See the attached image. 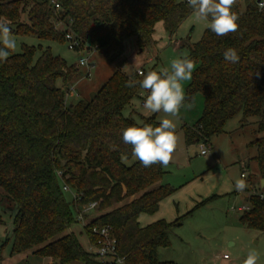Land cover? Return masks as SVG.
Here are the masks:
<instances>
[{"label":"trees","instance_id":"1","mask_svg":"<svg viewBox=\"0 0 264 264\" xmlns=\"http://www.w3.org/2000/svg\"><path fill=\"white\" fill-rule=\"evenodd\" d=\"M260 3L264 0H237L236 33L217 36L205 28L189 46L186 57L195 69L185 87L186 103L201 95L202 110L196 122L184 128L186 144L209 146L212 137L225 132L231 118L240 115L243 124L251 116L264 115ZM191 12L186 0H0V24L9 26L13 36L31 35L63 44L65 33L71 31L78 42L76 50L98 52L110 63L123 56L128 39L143 50L156 43L157 24L171 34ZM57 23L60 28L54 26ZM229 48L237 51V63L225 60ZM120 67L89 100L66 102L76 68L48 48L22 44L20 52L13 49L0 62V190L16 208L11 255L30 253L56 264H116L84 250L69 230L77 222L75 207L96 201L95 210L103 213L84 214L91 242L89 229L107 226L122 264H175L160 259L158 250L169 244V231L181 224L184 215L170 222L160 219L141 225L138 221L140 215L156 212L174 189L162 182L165 167L146 168L138 160L126 163L133 155L122 132L139 125L123 116L122 110L148 93L138 85L127 87L130 78L142 77L123 73ZM144 124L159 123L152 116ZM256 132L264 133V120L257 122ZM249 146L256 150L258 178L264 179V135ZM63 185L70 192L63 191ZM259 185L257 191L247 192V209L239 221L264 231V184Z\"/></svg>","mask_w":264,"mask_h":264},{"label":"rangeland","instance_id":"2","mask_svg":"<svg viewBox=\"0 0 264 264\" xmlns=\"http://www.w3.org/2000/svg\"><path fill=\"white\" fill-rule=\"evenodd\" d=\"M54 26L61 27L60 24ZM205 28L206 22L198 21L193 12L171 34L166 33L161 24H157L154 45L140 50L133 38H130L125 42L123 56L113 63L98 52L70 50L65 42L59 44L42 41L31 35L13 36L16 41L14 51L20 52L22 44L40 46L42 49L48 48L52 54L64 59L68 65L76 68V75L65 95L66 102L77 99L86 101L95 94L111 72L120 66V70L126 74L136 72L137 69L157 72L164 68L170 69L173 59L187 56L189 46L200 39ZM86 56L95 65L89 76L85 75V67L78 63L79 58ZM188 82H183L184 88ZM69 94L71 95L68 97ZM145 99L143 94L134 98L123 108V116L131 117L139 126L144 124L146 118L152 116L158 123L165 118L162 112L150 113L145 110L143 107ZM201 110L202 97L197 95L192 103H185L181 108L178 119L173 118L179 140L172 161L165 168L162 182L174 189L171 195L175 197L177 194L179 196L180 189L184 186L204 199L207 194L219 196L193 208L181 218V224L173 227L168 233L169 244L159 249V258L175 264H243L248 252L255 250L259 254L257 264H264V231L242 224L239 221L242 211L237 209L246 203L243 200L246 189L248 193L258 189L260 181L254 160L256 150L255 147L249 146V143L254 138L264 135L256 132L257 122L264 120V115L251 116L243 124L240 115L231 118L225 124V132L212 137L211 146L206 147L207 152L202 155L200 154L202 142L186 144L184 140V128L196 122ZM136 160L133 156L126 163L130 164ZM243 169L249 187L243 192H238L234 184L237 179L242 178L240 174ZM66 197L71 198V195L66 194ZM78 207L79 205L75 207L76 211ZM100 213L103 211L95 210L88 217L98 216ZM15 214V206L0 190V264H56L45 258L34 257L30 253L10 254ZM83 221L84 224L87 223L85 218ZM69 230L74 233L82 248L90 252L91 241L82 222L77 221Z\"/></svg>","mask_w":264,"mask_h":264},{"label":"clouds","instance_id":"3","mask_svg":"<svg viewBox=\"0 0 264 264\" xmlns=\"http://www.w3.org/2000/svg\"><path fill=\"white\" fill-rule=\"evenodd\" d=\"M198 21L206 22V27L217 36H228L239 29V15L233 11L237 0H186ZM259 8L264 10V4ZM16 46L11 28L0 24V62L6 61L10 51ZM225 60L237 63L240 59L237 51L229 48L224 53ZM80 63L87 67L86 60ZM195 69L194 62L188 57L176 58L171 61L170 69L161 71L141 72L142 79L130 78L126 86L135 88L137 85L148 94L143 107L150 113H164L158 126L143 124L131 125L122 132V140L131 145L132 155L143 167L159 164L168 167L177 148L179 137L176 134L175 119L179 118L180 110L188 101L183 82L192 79ZM259 77L260 73H255ZM171 117V118H169ZM175 118V119H173ZM235 190L243 192L248 184L245 178L235 181ZM259 254L250 250L243 264H257Z\"/></svg>","mask_w":264,"mask_h":264},{"label":"built area","instance_id":"4","mask_svg":"<svg viewBox=\"0 0 264 264\" xmlns=\"http://www.w3.org/2000/svg\"><path fill=\"white\" fill-rule=\"evenodd\" d=\"M264 4V3H260ZM259 4V5H260ZM58 5L54 4V9H57ZM60 24V23H57ZM64 42L67 44V48L70 50H76L75 47H77L78 42L76 39H74V36L72 35L71 31H68L64 35ZM76 51H81L80 49H77ZM83 51V50H82ZM86 60L87 67L83 66L80 61ZM80 66L85 67V75L89 76L90 70L95 68L94 63H92L88 56L79 58L78 61ZM142 69H137L136 73L140 74ZM206 147H208L206 144L201 143V150L200 154L204 155L206 154L207 150ZM241 177H245V170L243 169L241 174ZM62 190L65 192H70L69 188L66 185L62 186ZM75 197V194H72V198ZM97 206V202H89L85 205H81L80 208L78 207V210L76 211L75 218L77 221L82 222L83 226L85 227L86 224H84V214H90L93 211H95V208ZM238 210L244 211L247 209V206H241L237 208ZM109 227L103 226V227H96L92 226L89 231L90 234L94 237L93 242H91V253L96 256L97 259L100 261H114L116 264H122L123 258L116 256V240L113 236L109 233Z\"/></svg>","mask_w":264,"mask_h":264},{"label":"crops","instance_id":"5","mask_svg":"<svg viewBox=\"0 0 264 264\" xmlns=\"http://www.w3.org/2000/svg\"><path fill=\"white\" fill-rule=\"evenodd\" d=\"M70 95L71 94H69L68 97ZM210 146H211V143H210ZM259 181H260V185L262 186L261 179H259ZM246 182L248 183V187H249V182L247 180ZM246 193H247V189L244 191V196H243V200L245 201L247 199ZM213 195L219 196L216 194H213ZM210 196H208L207 194L205 196V199H208ZM205 199L202 198L200 195L195 194L192 191H189V189L187 190L184 186L180 189L179 196L177 194V197H175V195L170 194L169 196L165 197L159 202V206L156 212L152 214L140 215L138 218V221L141 225H147V224H150L160 219L170 222L182 215H185L186 213L191 211L195 207L196 204L202 202ZM245 204L242 206H246ZM158 254H159V250H158Z\"/></svg>","mask_w":264,"mask_h":264},{"label":"water","instance_id":"6","mask_svg":"<svg viewBox=\"0 0 264 264\" xmlns=\"http://www.w3.org/2000/svg\"><path fill=\"white\" fill-rule=\"evenodd\" d=\"M261 183L264 184V179H261Z\"/></svg>","mask_w":264,"mask_h":264}]
</instances>
